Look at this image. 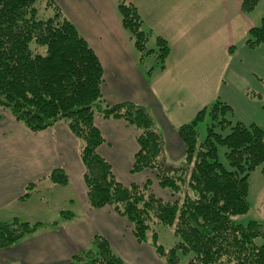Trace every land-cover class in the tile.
Here are the masks:
<instances>
[{
	"label": "trees",
	"instance_id": "obj_1",
	"mask_svg": "<svg viewBox=\"0 0 264 264\" xmlns=\"http://www.w3.org/2000/svg\"><path fill=\"white\" fill-rule=\"evenodd\" d=\"M41 0H0V120L10 112L17 121L37 132L57 123H66L80 140L85 165V182L91 206H111L132 224L140 243H150L166 264H264V223L255 219L237 220L251 209V173L264 170V128L255 122L234 120V108L217 99L178 128L185 144V157L178 165L167 162L163 132L149 106L133 101L110 104L103 93L102 62L67 17L57 0H44L53 13L41 17ZM260 0H243L244 11H252ZM124 27L140 51L141 60L153 56L156 68H164L170 54L168 41L144 27L138 8L119 0ZM249 47L264 44V17L250 30ZM122 119L138 131L139 149L132 172L155 170L158 183L169 192L165 199L152 189L151 179L125 184L111 163L98 151L105 137L95 116ZM207 122L200 140L199 125ZM219 146L226 147L229 167L220 159ZM69 176L55 168L40 181L29 183L22 200L46 184L64 186ZM73 209L59 216L73 220ZM54 222H30L14 217L0 219V248L13 246L48 228ZM157 225L171 226L178 237L166 249L158 240ZM71 264H129L102 235L91 247L75 254Z\"/></svg>",
	"mask_w": 264,
	"mask_h": 264
},
{
	"label": "crops",
	"instance_id": "obj_2",
	"mask_svg": "<svg viewBox=\"0 0 264 264\" xmlns=\"http://www.w3.org/2000/svg\"><path fill=\"white\" fill-rule=\"evenodd\" d=\"M57 1L102 62L106 100L110 104L133 101L149 106L163 132L171 165L182 162L186 153L178 128L201 109L222 99L238 113L235 101L244 108L248 96L261 97L264 91V44L249 47L246 43L250 30L264 17V0L249 12L243 10V0H133L144 27L152 32L151 40L160 35L170 45L166 66L150 75L147 58L141 60L134 39L123 25L119 0ZM239 117L234 114V119L248 121ZM95 124L105 137L97 151L111 163L119 180L130 184L151 179L156 194L173 198L159 185L155 170L132 172L139 149L135 127L100 115L95 116ZM80 146L66 123L34 132L10 112L0 120V219L29 221L25 216L33 215L35 203L44 207L45 201L58 216L68 208L76 213L73 220L59 216L50 221H58L57 226L0 248V264H71L75 254L91 247L96 235L104 236L129 264H166L149 242L136 239L126 217L111 206H91ZM55 168L66 171L67 185L46 184L27 200L21 199L29 183L40 181ZM259 168L249 177V212L255 206L261 216L264 170ZM46 192H52L53 199L47 200L50 196H45ZM251 196H255L254 202Z\"/></svg>",
	"mask_w": 264,
	"mask_h": 264
},
{
	"label": "rangeland",
	"instance_id": "obj_3",
	"mask_svg": "<svg viewBox=\"0 0 264 264\" xmlns=\"http://www.w3.org/2000/svg\"><path fill=\"white\" fill-rule=\"evenodd\" d=\"M127 1L132 2L133 0H127ZM37 7L39 8V14L41 17H49L53 13L51 8L46 7L44 0L37 2ZM121 16H122V14H121ZM149 45L151 47L152 46L154 47L156 45L155 38L150 41ZM153 60H154V57L150 56L145 61V64L151 66L154 64ZM251 89H253V88H251ZM248 99L249 100H247V105L244 108L240 105V103H238V101H235V105L237 106L236 110H238V113L236 111H234V112H236L235 116H238V117L239 116H241V117L245 116L248 121L257 122V124H259V125H261V124L264 125V91H263L261 97L259 95H257L256 98L255 97L250 98L248 96ZM234 120H237V119H234ZM199 130H200V137L199 138H200V140H203L206 136V133H207V122H202L199 125ZM225 151H226V147L219 146L220 159L229 167L228 160L225 157ZM258 169H260V168H258ZM47 193H49V192H46L44 194L45 196H50L47 198V200L53 199V198H51V195H50V194H52V192H50V194H47ZM56 194L57 193L55 192V195ZM254 198H255V196H254ZM254 198L251 196L252 202H254ZM44 203L46 206L48 205L46 203V201ZM28 204H30V203H28ZM31 204H33V203L31 202ZM35 205L37 208H36L35 212L33 213V215L32 216L29 215L28 217L25 216L26 218H30L29 219L30 222H36L37 220L43 221V222H50L51 220L59 218L57 211L55 212V211H53V209H49L52 207L51 205L50 206L48 205L47 207L46 206L39 207V203H37V202L35 203ZM43 208H45V210ZM257 209L258 208H256L254 206V208H253V210H251V212H248L246 214L238 216L237 220H241L242 222L247 223L249 220L253 219L254 217H257L259 219L258 221L264 223V219H263L264 213L260 216ZM255 220H257V219H255ZM156 230L158 232L159 242L166 249H169V248L175 246L179 240L177 235L174 232L173 227H171V226L157 225ZM188 259H189L188 255L180 253V263L181 264L186 263L188 261Z\"/></svg>",
	"mask_w": 264,
	"mask_h": 264
}]
</instances>
